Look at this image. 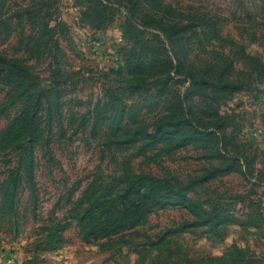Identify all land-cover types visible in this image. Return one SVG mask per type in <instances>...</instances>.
Instances as JSON below:
<instances>
[{
    "label": "rangeland",
    "instance_id": "374dc122",
    "mask_svg": "<svg viewBox=\"0 0 264 264\" xmlns=\"http://www.w3.org/2000/svg\"><path fill=\"white\" fill-rule=\"evenodd\" d=\"M165 1L180 16L204 14L216 19L217 37L199 29L204 46L191 58L203 65L202 59L228 57L237 70L234 82L246 85L225 92L202 89L201 96L188 104L202 111L198 116L204 121L225 126L226 150L248 157L252 174L219 173L187 191L203 211H212L216 230L194 225L196 216L183 207H167L133 231L84 243L74 217L80 211L76 204L81 193L94 178L144 173L188 182L225 164L207 159L195 145L175 149L167 144L149 147L143 141L122 144L125 134L112 136L107 120H103L107 126L93 128L91 112L107 102L104 94L109 87H116L114 73L123 67L121 48L137 29L122 12L108 26L94 29L82 21L78 0H53L63 25L57 34L61 76L56 79L63 97L57 112L49 113L51 118L45 109L39 114L42 140L33 149L34 198L24 174L15 169L18 156L11 138H0V264H264V74L250 73L245 61L251 58L264 65V0ZM250 17L260 24L246 23ZM145 36L150 37L149 32ZM9 42L1 47L12 52L15 42ZM241 46L242 52H236L235 47ZM24 61L43 82L55 68L37 54ZM126 99L136 120H125L122 132L132 130L135 121L151 123L154 115L165 111L163 100L155 105L154 98L145 96ZM20 112L8 90L0 87V135ZM11 175L20 180L13 214L2 198L3 183ZM59 222L68 223L62 247L41 251L36 243Z\"/></svg>",
    "mask_w": 264,
    "mask_h": 264
},
{
    "label": "trees",
    "instance_id": "16d2710c",
    "mask_svg": "<svg viewBox=\"0 0 264 264\" xmlns=\"http://www.w3.org/2000/svg\"><path fill=\"white\" fill-rule=\"evenodd\" d=\"M78 5L82 21L94 29L111 24L118 12L125 14L128 23L137 29V34L121 48L123 67L114 73L116 87H109L104 94L107 102L91 112L93 128L107 126L103 123L107 120L112 136L125 134L122 144L143 141L149 147L167 144L175 149L195 145L208 155L207 159L225 164L223 168L207 171L199 180L188 182L144 173L94 178L76 204L80 211L74 221L83 242L94 244L133 231L144 226L156 210L167 207H183L196 216L194 225L216 230L212 211H203L187 197V191L219 173L239 172L249 176L253 172L248 157L239 153L231 155L226 150L227 141L222 131L225 126L204 121L198 116L202 111L188 104L193 97L201 96L202 89L225 92L246 85L234 82L233 73L237 70L228 57L202 59L203 65L191 58L193 52L204 46L199 29H207L217 37L216 19L204 14L180 16L182 14L176 13L165 0H78ZM59 15L53 0H23L19 4L0 0V87L6 88L11 101L21 107L19 117L0 138H11L18 156L15 169L24 174L32 198L35 197L33 149L42 140L38 129L39 114L43 109L49 117V113H56L63 97L56 83L61 76L57 69L60 54L57 34L63 27ZM257 20L250 17L246 23L256 26L260 24ZM147 32L150 37L145 36ZM10 40L15 42L12 52L1 47ZM229 45L234 46L233 43ZM235 48L236 52H242V46ZM36 54L55 66L44 82L24 61L34 59ZM245 61L250 73L264 74L263 64L251 58ZM178 87L183 91L179 92ZM124 96L154 98L155 105L163 100L165 111L154 115L151 123L135 121L132 130L122 132L125 120H136ZM102 111L106 117H102ZM18 182L19 178L11 175L3 183L2 198L10 214H13ZM67 227L68 223L52 224L35 246L41 251L61 248Z\"/></svg>",
    "mask_w": 264,
    "mask_h": 264
}]
</instances>
